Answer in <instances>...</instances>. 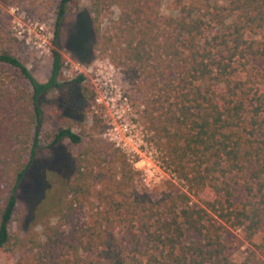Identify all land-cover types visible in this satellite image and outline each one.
Instances as JSON below:
<instances>
[{"label":"trees","instance_id":"1","mask_svg":"<svg viewBox=\"0 0 264 264\" xmlns=\"http://www.w3.org/2000/svg\"><path fill=\"white\" fill-rule=\"evenodd\" d=\"M72 1L60 0L56 35ZM88 2L94 50L128 79L164 168L186 191L172 188L156 201L140 193L138 173L100 137L101 122L83 130L86 116L68 113L51 145L68 139L82 151L40 234L21 239L10 226L39 149L41 98L64 88L88 107L94 94L82 76L68 86L59 81L56 51L45 83L0 53V64L29 85L0 80V257L7 253L14 264H230L223 235L231 229L264 261V237L253 242L264 230V34L251 39L264 32V0L177 2L176 16L161 13V0ZM113 9L118 15L102 31Z\"/></svg>","mask_w":264,"mask_h":264},{"label":"rangeland","instance_id":"2","mask_svg":"<svg viewBox=\"0 0 264 264\" xmlns=\"http://www.w3.org/2000/svg\"><path fill=\"white\" fill-rule=\"evenodd\" d=\"M177 2L192 7H201L207 3L226 4V0H161V13L165 16H176ZM59 6L60 0H0V53L9 52L15 56L39 83H45L50 77L53 51L62 56L63 68L59 81L66 86L78 78L79 73L71 67L72 64H90L96 59H107L115 66L108 57L94 50L96 34L91 24L88 0H73L67 5L56 35L55 24ZM117 15V9L105 14L101 19V30L105 31L109 19L116 18ZM263 34L264 32H260L251 39L260 42ZM65 63L68 65L65 66ZM120 73V82L130 93L135 109H138V121L146 128L142 119L144 105L121 70ZM238 77L245 79V74L242 73ZM0 80L29 88L28 82L19 71L6 64H0ZM83 82L89 86L88 82ZM68 96V92L63 88L49 92L40 100L43 123L39 149L31 168L20 184L18 203L10 226V230L17 233L21 239L40 234L42 222L48 218L74 172V157L82 151L81 144H73L68 139L62 140L57 145H51L55 134L68 126L65 119L68 113L76 114L81 119L86 116L83 130H87L92 125L94 118L98 119L102 128L100 137L114 147L104 137L105 126L90 110L91 104L87 107L86 103L79 98ZM72 130L79 133L81 126L73 127ZM148 132L151 138V132L149 130ZM152 144L157 152L153 155L155 165L153 180L143 181V171L147 167L146 160L134 165L123 154L138 173L137 190L154 201L160 199L172 188L185 192L184 183L164 168L161 159L163 153L155 147L153 142ZM0 204H2L1 200ZM263 237L264 230H261L253 242L259 244ZM223 241L228 248L230 264H245L249 259L251 260L248 264H255L258 261L264 264L254 247L243 240L239 230L227 229L223 235ZM250 252H254L256 257L252 258ZM14 262L15 259L7 253H3L0 257V264H14Z\"/></svg>","mask_w":264,"mask_h":264},{"label":"built area","instance_id":"3","mask_svg":"<svg viewBox=\"0 0 264 264\" xmlns=\"http://www.w3.org/2000/svg\"><path fill=\"white\" fill-rule=\"evenodd\" d=\"M71 67L78 71V77L82 76L88 82L94 94L90 110L103 122L104 137L132 164L146 160L143 181L153 180V155L157 152L148 130L138 121L139 112L130 93L120 82V69L107 59H96L90 64H72Z\"/></svg>","mask_w":264,"mask_h":264}]
</instances>
